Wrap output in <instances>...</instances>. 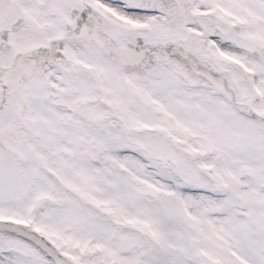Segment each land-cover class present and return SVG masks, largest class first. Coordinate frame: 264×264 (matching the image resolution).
Returning <instances> with one entry per match:
<instances>
[{"label": "snow or ice", "instance_id": "1", "mask_svg": "<svg viewBox=\"0 0 264 264\" xmlns=\"http://www.w3.org/2000/svg\"><path fill=\"white\" fill-rule=\"evenodd\" d=\"M0 264H264V0H0Z\"/></svg>", "mask_w": 264, "mask_h": 264}]
</instances>
